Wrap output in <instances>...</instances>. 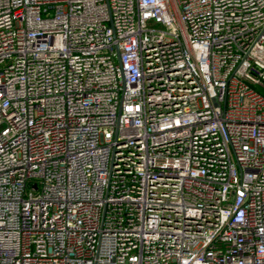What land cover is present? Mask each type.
I'll list each match as a JSON object with an SVG mask.
<instances>
[{
  "label": "built area",
  "instance_id": "2783aa9c",
  "mask_svg": "<svg viewBox=\"0 0 264 264\" xmlns=\"http://www.w3.org/2000/svg\"><path fill=\"white\" fill-rule=\"evenodd\" d=\"M0 264H264V0H0Z\"/></svg>",
  "mask_w": 264,
  "mask_h": 264
}]
</instances>
